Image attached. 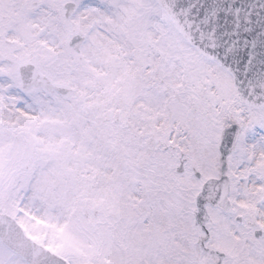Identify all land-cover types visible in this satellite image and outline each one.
<instances>
[{"label": "snow or ice", "instance_id": "1", "mask_svg": "<svg viewBox=\"0 0 264 264\" xmlns=\"http://www.w3.org/2000/svg\"><path fill=\"white\" fill-rule=\"evenodd\" d=\"M4 4L0 264H264V0Z\"/></svg>", "mask_w": 264, "mask_h": 264}, {"label": "rangeland", "instance_id": "2", "mask_svg": "<svg viewBox=\"0 0 264 264\" xmlns=\"http://www.w3.org/2000/svg\"><path fill=\"white\" fill-rule=\"evenodd\" d=\"M17 4H18V0H5V4H4L3 14L7 20L6 38L11 40L23 38V34L25 31L27 13H25V18H22L20 15H18ZM29 11H31V8H29ZM0 43H2V40H0Z\"/></svg>", "mask_w": 264, "mask_h": 264}]
</instances>
